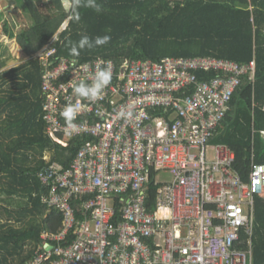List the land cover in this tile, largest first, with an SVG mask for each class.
I'll list each match as a JSON object with an SVG mask.
<instances>
[{"label":"built area","instance_id":"built-area-1","mask_svg":"<svg viewBox=\"0 0 264 264\" xmlns=\"http://www.w3.org/2000/svg\"><path fill=\"white\" fill-rule=\"evenodd\" d=\"M56 39L34 55L42 117L53 143L77 151L67 167L53 161L37 173L50 186L42 201L62 221L41 234L28 264H253L264 163L252 160L244 180L233 150L212 139L255 60L165 56L118 66L55 56ZM99 61L110 63L111 83L94 103L76 97L72 85L90 83ZM78 99V131L69 136L60 113ZM162 171L171 181L156 180Z\"/></svg>","mask_w":264,"mask_h":264},{"label":"trees","instance_id":"trees-1","mask_svg":"<svg viewBox=\"0 0 264 264\" xmlns=\"http://www.w3.org/2000/svg\"><path fill=\"white\" fill-rule=\"evenodd\" d=\"M6 1L8 8L27 13L31 25L17 28L0 10L4 33L28 56L5 68L11 55L0 44V264H27L41 232L56 231L62 221L61 213L41 200L50 186L37 174L53 161L67 167L77 151L76 145L53 143L42 117V67L34 55L56 33L54 55L65 57H72L66 37L75 42L82 34L109 35L107 44L82 49L75 58H109L118 66L165 56L254 59V75L242 78L212 143L233 150V168L244 180L252 160L264 163V0H97L103 10L81 7L79 23L70 22L67 31H58L67 15L62 0ZM46 151L49 161L42 157ZM254 203L253 264H264V200L256 197Z\"/></svg>","mask_w":264,"mask_h":264},{"label":"clouds","instance_id":"clouds-1","mask_svg":"<svg viewBox=\"0 0 264 264\" xmlns=\"http://www.w3.org/2000/svg\"><path fill=\"white\" fill-rule=\"evenodd\" d=\"M81 7L90 8L97 13H100L103 10L102 4L98 3L97 0H62L63 11L67 14L66 18L60 25L61 31H67L70 22L80 21V9ZM57 37L53 36L52 39ZM111 37L109 35L97 36L95 38H90L86 34H82L78 41H72L69 38H65V47L69 48L70 55L72 57H79L80 50L88 48H94L98 46H103L110 41ZM73 64L76 63V60L73 59ZM104 63L99 61L97 63V68L95 72L90 76L91 82H85L81 80L78 84L72 85L73 94L83 100L89 102H96L101 98L103 90L111 83L112 80V71L109 63L108 67L101 68L99 65ZM81 99H78L75 103H69L61 111L60 115L65 119L68 132L67 134L71 136L73 132L78 131L74 120L76 119L78 113L81 111L83 104ZM123 115V113H121Z\"/></svg>","mask_w":264,"mask_h":264},{"label":"rangeland","instance_id":"rangeland-1","mask_svg":"<svg viewBox=\"0 0 264 264\" xmlns=\"http://www.w3.org/2000/svg\"><path fill=\"white\" fill-rule=\"evenodd\" d=\"M0 10H3V15L9 19L11 24H13L14 22L18 23L17 28H25V27L31 25V21L29 19L28 14L25 13L20 7H10V8H8V3H7L6 0H0ZM0 35L1 36H5V37L7 36L4 33L3 23H2L1 20H0ZM1 36H0V41H1ZM5 43L6 42L2 43V45L3 46L5 45V47H7V49H8L7 54L12 56V53H11V51L9 49L10 46L8 44H5ZM15 55H17L19 57V59L16 60V61H13L14 59L12 58L13 57L12 56L8 60V63H7L5 68L10 67L11 65H14L15 63H18V61H19V63L21 62L20 58L22 56L19 55L18 53H15ZM172 177L173 176H172V174L170 172H163L162 171V172H159L156 180L159 181V182H168V181H171Z\"/></svg>","mask_w":264,"mask_h":264},{"label":"crops","instance_id":"crops-1","mask_svg":"<svg viewBox=\"0 0 264 264\" xmlns=\"http://www.w3.org/2000/svg\"><path fill=\"white\" fill-rule=\"evenodd\" d=\"M1 36V35H0ZM4 42H6L5 44H8L10 47H9V49H10V51H11V53H12V58L14 59H12L13 61H16V60H18L19 59V57L17 56V55H15V53H18L19 55H21L22 57L20 58V60H21V62L22 61H24V60H26L27 58H28V56L24 53V51L21 49V47L19 46V44L16 42V40L14 39V38H9V37H5V36H1V41H0V44H2V43H4ZM17 64H19V61H18V63H15L14 65H11L10 67H12V66H15V65H17ZM10 67H7V68H10ZM45 153V152H44ZM41 180V179H40ZM42 181V180H41ZM41 200H42V197H41ZM49 207V206H48ZM54 208V207H53ZM56 209V208H55ZM18 223H15V225H17ZM58 229V228H57ZM45 230H43L42 232H41V234L44 232ZM41 234H40V239H41ZM41 246H42V239H41V243H40V245L38 246V249L36 250V251H38L40 248H41ZM28 264V263H27Z\"/></svg>","mask_w":264,"mask_h":264}]
</instances>
